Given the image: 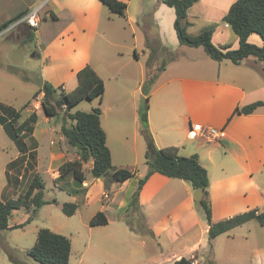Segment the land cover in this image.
<instances>
[{
	"label": "crops",
	"instance_id": "0c3cea01",
	"mask_svg": "<svg viewBox=\"0 0 264 264\" xmlns=\"http://www.w3.org/2000/svg\"><path fill=\"white\" fill-rule=\"evenodd\" d=\"M122 1L128 5L125 15L115 13L110 8L111 11H106V4L101 0H29L25 6L16 7V10L10 13L6 8V11H3V5L0 8V24L22 11L42 6L41 12L47 16L34 30V38L39 41L35 57H41L42 82H53V85L70 92L66 90V85L70 83L72 87L77 86V72L86 65L92 66L104 80L105 92L102 100L96 98L92 101H96L102 110L101 125L107 135L112 163L116 147L114 141L124 142L121 149L127 151L128 141L133 138L136 168L130 169L122 164H118L116 168L128 167L127 169L135 172V176L120 182L113 175L88 180L85 174L86 180L77 186L75 193L86 188V197L89 200L94 198L103 202L98 211L105 212L108 223L96 226L106 232L101 246L97 245L98 249L105 248L107 253L123 264H137L143 261L147 264H157L158 258H141L143 252L140 249L144 248L149 240L160 245L163 232L172 230L183 234L197 225H200L204 235L209 230V223L202 221L195 209V188L191 183L184 179L167 177L159 172H154L143 185L139 194V209L152 207L155 198L157 206L173 200V203L169 202L172 208L163 219L164 225L160 226L159 222L142 229L130 224L126 219L139 179L150 169L148 163L140 161V148L137 149L144 131L137 94L144 95L143 87L148 76L143 63H138L140 55L137 52L135 64L131 60L121 59L124 52L120 49L123 45L119 41L128 35L126 23L131 27L133 25L132 31H135L134 24H138L144 17L147 20L146 25L150 24L156 28L155 33L147 37L151 50L157 52L156 50L171 49L174 53L172 58L159 68L150 88L148 127L152 135L150 131L149 133L158 148L176 146L180 151V147L184 146L186 155H198L209 176L208 190L213 222L255 208L264 210V105L249 114L235 112L237 107L264 101V59L249 56L240 63H234L230 59L215 60L202 46L181 44L174 26V7L161 0ZM235 1L199 0L188 10V32L196 35L205 25H215L213 42L216 45L229 44L231 48H238L239 37L230 40L231 27L223 21ZM114 14L122 16L126 23L116 21L114 24ZM48 23L53 24L52 29L62 25L53 39L65 40L66 44H60L59 49L68 55L70 64L61 74H57V71L47 74L43 65L48 63L52 66L53 62L52 55L46 56L50 47L43 44ZM218 35L222 37L220 40H217ZM249 41L263 45V40L257 33H252ZM114 46L117 49H114ZM0 103L11 105L2 101ZM128 121H133L131 129L128 128ZM190 127L215 128L221 131V136L214 138L204 133L191 139L188 137ZM58 138V141H51L53 146L48 165L54 179L59 177V167L68 161V156H72V160L79 158L77 152L69 155L68 150L61 145L63 134ZM139 146L142 147V144ZM143 146L146 147L147 144ZM19 154L20 151L6 166V175L12 182H18L15 171L17 165L9 167V164L16 160ZM86 165L91 170L93 159L84 164V167ZM18 178H21L20 174ZM255 221L257 220H250L217 236L212 243L218 242V238L226 235L228 239H221L219 243L233 247L237 238L233 231L245 228V233H253L254 243L248 255L250 263L264 261V225L258 221L254 223ZM196 234L184 240V244L189 246L190 257H186L185 253L173 254L168 257L169 261L176 262L185 257L197 262L198 256L194 252L209 240H205L202 235L198 236L197 231ZM173 235L176 236L177 233Z\"/></svg>",
	"mask_w": 264,
	"mask_h": 264
},
{
	"label": "rangeland",
	"instance_id": "374dc122",
	"mask_svg": "<svg viewBox=\"0 0 264 264\" xmlns=\"http://www.w3.org/2000/svg\"><path fill=\"white\" fill-rule=\"evenodd\" d=\"M28 2L29 0H0V8L4 5L2 8L3 11L6 8L8 13H10L15 11L16 7L25 6ZM105 7L106 11H111L107 5ZM30 10L22 12L25 14ZM40 15L42 22L47 15L44 12H40ZM114 15V24L116 21H120L122 24L126 23L122 16H118L117 14ZM146 21L147 20L143 17L138 24H134L135 31H132L133 25L131 27V25L126 23L128 35L119 42L122 43L123 46H121L120 49L124 52V56L121 59L131 60V62L135 64L137 63L135 52H137L140 55L138 63H143L149 79L152 77L155 78L159 68L167 63L174 53L171 52V49H166L164 51L156 50L158 53L151 50L149 47L150 42H148L147 37L155 33L156 28L152 27L150 24L146 25ZM51 25L53 24L48 23L46 25L45 31L47 33L46 37L43 36V44H48V47H50L46 56L52 55L53 62L52 66L48 63L43 65L47 74H52L54 71H57V74H61L64 70H67L70 59L64 51L59 49L60 44H66L65 40L60 39L55 41V39H53L55 38V34L58 33L57 29L59 27L61 28L62 25L59 24L56 26V29H52ZM205 26L207 27L209 25ZM205 26L203 28H205ZM150 27L152 28L150 29ZM32 30L34 29L23 23L0 36V101L11 104L17 110H20L23 116H21L18 124L23 122L34 110H36L39 116L34 133L38 142V152L34 159L30 158L27 154L25 156L19 154V157H21L17 160V169L15 170L17 171L18 177L19 174L21 175V178L17 177L18 182H12L11 179H8L5 170L7 164L18 155L19 150L13 139L0 124V199L7 201L17 198L27 190L31 181L38 173L43 180L44 199L48 201V203L44 204L34 215L31 222L27 223L25 226L8 228L0 231V264H15L9 258L10 253L25 264H41L27 254L28 249L36 243L38 232L41 228H50L52 231L63 234L71 239L72 250L69 264H123L110 253H107L108 251L105 248L98 249L97 245L102 244L106 232L103 231L101 227L90 226L89 219L96 214L103 202L94 198L89 200L88 197H86V188H82L78 193H75L78 184L73 175H67L63 180L56 181L48 169L53 146L51 141L59 140V135H62L61 126L64 122L67 126H71L73 121L67 118L64 109H58V116L47 119L41 105L43 93H38V95L34 97L35 92L42 86V61L41 57H35V51L37 50L36 45L39 44V41L30 37ZM133 32H135V36H133ZM229 32L231 35L230 40L238 37L232 29H230ZM220 38L222 37L218 35L217 40H220ZM114 49H117V47L114 46ZM201 49L203 48L201 47ZM56 77L59 78V76ZM75 81L77 83V76ZM54 86L59 87L57 85ZM75 88L76 86L72 87L70 83L66 85L67 91H72ZM137 97L139 99V105H141L145 94L140 95L138 93ZM96 107H98L96 101L83 100L74 107L72 111H91ZM1 112L0 109V113ZM132 122L133 121H128L129 129L132 128ZM148 131H150L152 135L151 130L149 129ZM150 133L148 132L149 135ZM63 137V140L61 138L60 142L61 145L68 150L69 155L76 153V149L70 147L64 135ZM142 137V139L140 138L142 147H140V143H138L137 149L140 148V161H145V163H147L148 149L147 146H143L147 144L144 132ZM114 142L116 146L114 147L115 150L113 153L114 168H116L118 164H122L128 166L130 169H135V142L133 138H130L128 141L129 150L127 151L121 149V146L125 144L124 142L119 140ZM28 143L31 144L32 141L28 140ZM183 147H180L179 154L188 156ZM72 159V156L67 157V160ZM84 172L88 180L93 179L94 176L88 168V165L84 167ZM109 175L111 176L112 174ZM9 181H11L10 184ZM59 186H63L65 189L59 188ZM195 193L196 189L194 191V194ZM172 201L173 200H170L169 202L173 203ZM65 202H75L78 204V210L74 215L68 216L63 212L62 206ZM156 202L157 198L154 199V205L152 207L147 206L140 210V207H138L140 206L138 197V205H130L131 209L126 216L127 221L142 229L158 224L159 222L160 226L164 225L165 221H163V219L170 213L172 208L171 203L167 202L157 206ZM195 209L202 221L208 222L206 210L196 201ZM27 218L28 214L26 209L21 208L14 210L9 219V225L12 226L22 223L26 221ZM254 223L258 222L255 221ZM244 229L245 228H237L233 231V233L237 235L233 247H231V245L219 243L221 239H228L226 235L218 238V242L212 243V240L209 239L208 232L203 235L200 225H197L191 231L183 234L178 231L169 230L161 234L162 243L160 245L149 240L148 244L140 249L143 252V257L141 258L145 259V257H147L146 260H149V257L158 258L157 264H175V261H169L168 259V257L173 254L185 253V256L189 258L191 252L188 251L189 246L184 244V240L188 238V236H196L197 231L198 236L202 235L204 239L209 240V242L203 244L197 252H194V254L198 256L197 262L191 258L190 264H251L248 255L254 243L252 242L253 233H251V235L247 234L244 232ZM233 233H231L232 236ZM259 240L261 241L262 239ZM137 264L147 263L143 261ZM257 264H264V261Z\"/></svg>",
	"mask_w": 264,
	"mask_h": 264
},
{
	"label": "trees",
	"instance_id": "16d2710c",
	"mask_svg": "<svg viewBox=\"0 0 264 264\" xmlns=\"http://www.w3.org/2000/svg\"><path fill=\"white\" fill-rule=\"evenodd\" d=\"M101 1L113 12L125 15L128 7L126 2L122 0ZM161 1L175 8L176 19L174 26L181 44L191 47L202 46L211 58L218 61L230 59L234 63H240L249 56H255L260 60L264 59V0H236L223 17V21L239 37L238 48H231L229 44L216 45L212 40L215 25L204 28L196 35L188 32L190 24L187 19L188 10L199 0ZM23 15L24 12H21L1 23L0 31ZM34 30L30 33L31 38H34ZM252 33H257L261 36L263 45L259 46L249 41V36ZM77 77L78 85L70 92L64 91L62 87H55L49 81H43L41 88L34 94V97H36L38 93H43L41 105L46 116H58V109H64L67 118L73 121L71 126H67L64 122L61 131L66 138L67 144L76 149L79 158L62 163L59 167L60 175L56 180H63L67 175L71 174L80 186L86 180L84 164L88 163L91 159H93L91 172L96 178L112 174L118 181L124 182L134 177V171L127 168H114L113 166L111 151L107 146V135L101 125V108L96 107L92 111H72L83 100L92 101L96 98L102 100L105 92L104 80L90 65L81 68L77 72ZM153 81L154 78L152 77L145 82L143 87L145 97L139 108L140 119L144 128L143 132L146 135L147 141V163L152 164L153 167L149 169L144 177L139 179L138 187L133 193L130 205H138V197L143 185L154 172H159L167 177L189 181L195 189L199 187L203 189V197L198 203L206 210L210 240L253 219L264 225V210L260 211L257 208L218 222L212 221L208 190L210 185L209 176L207 169L200 163L198 155H180L176 146L158 148L153 138L148 134L149 92ZM262 105H264V101H256L242 107H237L235 112L249 114ZM0 109L2 111L0 113V124L15 142L21 156L27 154L32 159L36 158L38 142L34 136V132L39 119L36 110L30 113L23 122L18 124L21 116H23L20 110H17L13 105L3 103H0ZM28 140L32 141V143L29 144ZM20 157L11 162L9 167L17 165V160ZM46 203L48 201L44 199V183L37 173L24 193L15 199L0 200V231L25 226L31 222L37 211ZM21 208L26 209L28 218L22 223L9 227V218L13 211ZM77 208L78 205L75 202H65L62 206L63 212L68 216L74 215ZM107 223L108 218L104 211H98L90 220L91 226ZM71 250L72 243L69 237L54 232L50 228H41L38 232L36 243L28 249L27 254L41 264H69ZM9 258L15 264H25L12 253L9 254ZM190 263L191 260L185 257L175 262V264Z\"/></svg>",
	"mask_w": 264,
	"mask_h": 264
},
{
	"label": "built area",
	"instance_id": "2783aa9c",
	"mask_svg": "<svg viewBox=\"0 0 264 264\" xmlns=\"http://www.w3.org/2000/svg\"><path fill=\"white\" fill-rule=\"evenodd\" d=\"M41 8L42 6L33 7L30 11H28L19 19L14 21L11 25L0 31V36L6 34L7 32L11 31L13 28L23 23L27 24L32 29H37L40 26V22H41V15H40ZM204 133L214 138H219L221 136V131H218L215 128L201 127L200 129H196L194 127H190L188 131V137L194 139Z\"/></svg>",
	"mask_w": 264,
	"mask_h": 264
},
{
	"label": "water",
	"instance_id": "95a60500",
	"mask_svg": "<svg viewBox=\"0 0 264 264\" xmlns=\"http://www.w3.org/2000/svg\"><path fill=\"white\" fill-rule=\"evenodd\" d=\"M149 167L152 168L153 165L150 164ZM202 197H203V189L201 187L196 188V193L194 194L195 201L200 202Z\"/></svg>",
	"mask_w": 264,
	"mask_h": 264
}]
</instances>
